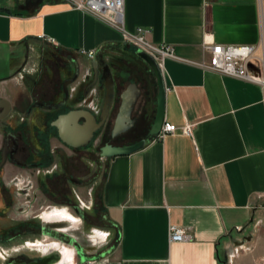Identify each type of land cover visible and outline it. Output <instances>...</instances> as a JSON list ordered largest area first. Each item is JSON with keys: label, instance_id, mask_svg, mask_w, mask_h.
I'll return each instance as SVG.
<instances>
[{"label": "crops", "instance_id": "crops-1", "mask_svg": "<svg viewBox=\"0 0 264 264\" xmlns=\"http://www.w3.org/2000/svg\"><path fill=\"white\" fill-rule=\"evenodd\" d=\"M123 23L128 32L149 31L151 44L172 48L162 70L164 121L177 132L105 159L99 209L116 230V245L94 255L97 243L70 244L71 263L243 264L242 251L264 255V89L200 66L209 62L205 45L259 50V0H124ZM35 50L75 57L86 68L93 51L115 75L120 58L139 52L118 30L64 0H0L3 91ZM252 67L260 69L256 61ZM129 84L135 83L123 78L121 93ZM186 126L189 135L182 134ZM170 225L182 228L185 239L169 241Z\"/></svg>", "mask_w": 264, "mask_h": 264}, {"label": "flooded vegetation", "instance_id": "flooded-vegetation-1", "mask_svg": "<svg viewBox=\"0 0 264 264\" xmlns=\"http://www.w3.org/2000/svg\"><path fill=\"white\" fill-rule=\"evenodd\" d=\"M137 54L135 51L119 59L113 74L115 94L109 116L81 146L64 141L53 123L81 109L98 122L105 88L102 81L94 79L91 67H84L80 59L51 51L48 56L25 55L13 71L16 73L5 80L12 86L4 91L0 88V264H50L49 253L33 248L35 239L47 241L54 237L74 242L77 247L85 245L81 237L76 239L63 233V228L57 231L54 224L45 222L49 213L45 210L51 213L66 206L83 218L85 214L75 202V188L85 183L90 163L97 166L98 159H106L100 155L101 147H120L148 139L150 109L157 89L151 71ZM125 77L137 85L139 96L130 116L133 125L113 135ZM35 208L45 209L40 217L34 214Z\"/></svg>", "mask_w": 264, "mask_h": 264}, {"label": "built area", "instance_id": "built-area-1", "mask_svg": "<svg viewBox=\"0 0 264 264\" xmlns=\"http://www.w3.org/2000/svg\"><path fill=\"white\" fill-rule=\"evenodd\" d=\"M71 8L83 13H87L105 24L118 30L121 34L122 42L134 47L139 52L149 55L163 70L166 58L172 57V48L169 46H155L147 41L146 35L149 31L137 28L135 32H128L123 23L124 0H64ZM260 16V41L264 42V0H259ZM52 42L51 40H48ZM204 49L210 53L208 64L200 66L211 72L222 76L236 78L245 82L253 83L264 89V64L259 70L250 64L257 60L256 53L258 47L255 46H221L205 45ZM95 52H87V58H93ZM177 132L174 124L163 122L161 129L156 136L162 139ZM182 134L189 135L190 127L186 126ZM169 241H182L185 239L184 230L175 225H170L168 229Z\"/></svg>", "mask_w": 264, "mask_h": 264}, {"label": "water", "instance_id": "water-1", "mask_svg": "<svg viewBox=\"0 0 264 264\" xmlns=\"http://www.w3.org/2000/svg\"><path fill=\"white\" fill-rule=\"evenodd\" d=\"M137 56L151 71L155 79L157 89L155 114L147 134V138H152L159 133L165 118L166 88L164 77L156 62L149 55L145 54L144 52H138ZM89 67H91L93 71L94 79L96 81H102L105 88V94L102 100L98 122H96V118L88 111L81 109L70 111L66 115L60 116L53 123V126L59 129L60 137L71 146H81L87 143L92 133L96 130H99L107 120L114 101L115 81L109 64L102 58L97 57L89 61ZM138 96L139 90L135 84H129L127 89H125L120 94V104L113 121V135L124 132L133 125V120H131L130 116ZM80 119L84 120L82 124H79L78 122ZM146 143L147 139L143 138L137 142L120 147H114L107 144L101 147L100 155L104 158L128 155L140 150ZM72 245H74V242ZM76 249L80 255L84 254L82 250L78 248ZM49 255L51 257L50 264H59L61 260L59 251H50Z\"/></svg>", "mask_w": 264, "mask_h": 264}, {"label": "rangeland", "instance_id": "rangeland-1", "mask_svg": "<svg viewBox=\"0 0 264 264\" xmlns=\"http://www.w3.org/2000/svg\"><path fill=\"white\" fill-rule=\"evenodd\" d=\"M50 53L51 51L49 52V54ZM31 55L36 56V50L33 51ZM256 57H257V60H256L257 65H259L260 68L263 67L264 42L261 43L258 53H256ZM89 163L90 162H88V164ZM90 164L87 167L88 171L84 177L85 183L81 187L75 188L76 193L78 195V197L75 198V202H77L76 203L77 206L84 212L85 216L81 218L78 215L68 210L70 214L73 216H76L77 219L71 218L73 222L75 221L74 225L70 224L73 227V231L71 232L64 231L63 233L65 234L67 233V235L73 236L76 239H79L80 237L82 239H85V238L91 239V240H88L89 242L83 240L85 242V247L89 248L90 245L97 243L96 249L94 250V255H97L101 251H104L112 246H115L117 239H116V230L110 228L107 224H105L102 221L101 219L102 212L99 209V190H100V185L102 183V179H103V175H104V171L106 167L105 159L103 160L98 159L97 166H95L93 162ZM54 208H57V207H54ZM54 208H51V211ZM63 208L67 210V207L63 206L61 208H58L60 210L56 209L55 212H51V213H50V209L49 210H45V209L39 210L35 208L34 214L40 217V214L43 210H45L46 213L49 212L50 214L48 213L44 217V221L51 222L52 224H54L56 226L55 229H57L58 231V229L65 227V225L56 223L57 221L55 220V219H58V220L66 221L65 219H63V215H61L65 212V210H62ZM53 214H55V216H53ZM45 218H48V219H45ZM101 232L104 233L105 240L100 239V234H102ZM56 241L66 245V247L73 249L72 246L67 241V239L57 240L54 237L48 238L47 241L35 239L32 245L35 250L39 251L40 253H43V252H48V251L41 250L43 246L46 245V243L47 244L57 243ZM92 241L94 242L92 243ZM242 255H243V264H264V255L259 250L254 253H243L242 251Z\"/></svg>", "mask_w": 264, "mask_h": 264}, {"label": "bare ground", "instance_id": "bare-ground-1", "mask_svg": "<svg viewBox=\"0 0 264 264\" xmlns=\"http://www.w3.org/2000/svg\"><path fill=\"white\" fill-rule=\"evenodd\" d=\"M89 59H92V58H89ZM84 121V120H83ZM164 122V121H163ZM107 123V122H106ZM158 135V134H157ZM156 135V136H157ZM77 136V135H76ZM75 136V137H76ZM155 136V137H156ZM67 218V219H66ZM63 219L65 220H69V224H73L74 225V222L72 221L71 217L68 216V215H63ZM75 219V218H74ZM42 251H48L46 253H49L50 251H53V250H57L59 251L60 255H61V260L59 262V264L62 262V264H70L72 259H74L75 257V251L69 247H66V246H59L57 243H50V244H47L43 246V248L41 249ZM45 253V252H43ZM75 260V259H74ZM72 264V263H71Z\"/></svg>", "mask_w": 264, "mask_h": 264}]
</instances>
